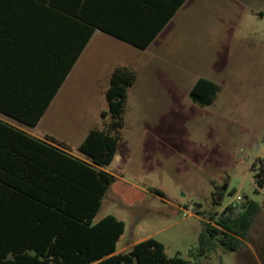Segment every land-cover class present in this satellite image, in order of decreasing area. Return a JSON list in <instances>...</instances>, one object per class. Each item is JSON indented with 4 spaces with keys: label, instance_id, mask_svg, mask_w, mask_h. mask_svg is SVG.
Masks as SVG:
<instances>
[{
    "label": "rangeland",
    "instance_id": "1",
    "mask_svg": "<svg viewBox=\"0 0 264 264\" xmlns=\"http://www.w3.org/2000/svg\"><path fill=\"white\" fill-rule=\"evenodd\" d=\"M137 52L99 35L40 132L78 146L90 126L105 123L101 113L108 104L98 84L104 87L114 67L132 62L138 77L128 94L122 147L110 167L119 179L95 222L107 215L125 222L119 252L131 238L150 237L164 244L168 257L192 264H264V210L248 248L218 249L209 259L189 256L208 213L221 212L238 196L264 209V187L256 181L264 159V0H192L150 51ZM200 78L221 88L210 105L190 99Z\"/></svg>",
    "mask_w": 264,
    "mask_h": 264
},
{
    "label": "trees",
    "instance_id": "2",
    "mask_svg": "<svg viewBox=\"0 0 264 264\" xmlns=\"http://www.w3.org/2000/svg\"><path fill=\"white\" fill-rule=\"evenodd\" d=\"M93 1L0 0V264H192L179 255L168 257L154 238L117 253L125 222L114 215L95 222L118 180L106 169L122 147L135 69L112 71L105 93L108 110L101 114L105 123L89 130L77 155L54 137L27 131L38 126L97 29L146 50L185 2L174 3L166 16L109 13L106 18L94 13ZM220 90L216 82L200 78L190 99L210 105ZM260 163L256 181L263 188L264 159ZM147 190L165 198L159 189ZM241 197L221 212L208 213L189 256L209 259L218 249L248 248L264 209Z\"/></svg>",
    "mask_w": 264,
    "mask_h": 264
},
{
    "label": "crops",
    "instance_id": "3",
    "mask_svg": "<svg viewBox=\"0 0 264 264\" xmlns=\"http://www.w3.org/2000/svg\"><path fill=\"white\" fill-rule=\"evenodd\" d=\"M93 1V0H92ZM179 0H94L93 1V8H94V13H105L104 14V17L106 18H109L111 17L109 13H125V14H128V15H131L132 13H141L140 14V18H144V16H146V13H160L162 16H166L167 13H170L171 9L174 7L173 4L178 2ZM192 0H185L184 4L177 10L176 14L173 16V18L168 22V24L165 26V28L160 32V34L153 40V42L151 43V45L146 49V50H140L138 49L137 47L131 45V44H128L110 34H108L107 32H104L103 30H100V29H97L92 38L90 39L89 43L87 44L86 48L84 49V51L82 52L81 56L79 57V59L77 60L76 64L74 65V67L72 68L70 74L68 75V77L66 78L65 82L67 81V79L69 78V76L71 75L73 69L76 67V65L80 62V60L83 58V56L85 55V53L87 52V50L90 48L91 44L97 39V37L99 35H105V36H108L110 37L111 39H115L116 41L118 42H121V43H124V44H127L129 46H131L132 48L136 49L138 52L137 54H146L148 51H150L153 46L155 45V43L157 42L158 38L169 28L171 27V25L179 18V15L181 14L182 11H185L186 7L190 4ZM153 3H156L158 6L157 8H151L147 3H150L152 4ZM134 3H137L138 6H135ZM121 67V66H119ZM125 67H130V68H134V64L132 62L129 63V65L127 64V66ZM116 67H114L110 73L107 74V77L105 78V82H106V85L103 87H101V84H98V89L99 90H102L104 95L106 93V90L108 88V84H109V78H110V75L112 73V71L115 69ZM136 70V69H135ZM137 71V70H136ZM65 82L63 83V85L65 84ZM100 83V82H99ZM63 85L61 86V88L59 89L57 95L55 96V98L53 99L52 103L49 105L48 109L46 110L43 118L41 119V121L39 122L38 126L34 129H30V130H27L29 133H31L33 136H36V137H39V138H43L45 135H48V136H51V137H54L55 139L61 141V142H64L66 143L69 147H71L72 149V153L77 155V148L80 146V144L83 142V140L85 139L86 135L88 134L89 130L94 128V127H99L101 128L100 126H97V125H93V126H90L87 131H86V134L82 140V142L78 145V146H75L73 147L72 144L70 142H68L67 140L65 139H58L56 138L55 136H53V134L51 133H45L44 131L43 132H40V129L42 127H44V124L46 122V119H47V116L48 114L50 113L54 103H55V100L57 99L58 95L60 94L61 90H62V87ZM106 98V96H105ZM102 114V113H101ZM1 118V117H0ZM103 118V117H102ZM104 125V124H103ZM103 127V126H102ZM111 167V166H110ZM110 167L107 168L106 170L112 174H114L115 176L118 177L119 179V176L117 173L115 172H112L110 171ZM149 192V191H148ZM126 232V231H125ZM125 235V234H124ZM124 235L121 237V239L124 237ZM134 238V237H133ZM150 238V237H149ZM120 239V240H121ZM148 239V238H147ZM119 240V242H120ZM133 239H129L126 246L124 247L123 249V252H127L129 251L135 244L139 243V242H142L144 240H136V241H132ZM118 242V244H119ZM118 244H117V253H120L119 250H118Z\"/></svg>",
    "mask_w": 264,
    "mask_h": 264
},
{
    "label": "built area",
    "instance_id": "4",
    "mask_svg": "<svg viewBox=\"0 0 264 264\" xmlns=\"http://www.w3.org/2000/svg\"><path fill=\"white\" fill-rule=\"evenodd\" d=\"M241 201V196H238L236 199H235V201H233L232 203H239ZM184 216L185 217H189V215L188 214H184Z\"/></svg>",
    "mask_w": 264,
    "mask_h": 264
}]
</instances>
